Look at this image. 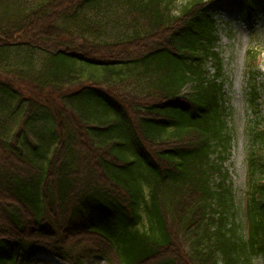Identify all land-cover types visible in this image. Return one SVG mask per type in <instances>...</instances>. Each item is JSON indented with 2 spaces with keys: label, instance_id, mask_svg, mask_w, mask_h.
Instances as JSON below:
<instances>
[{
  "label": "trees",
  "instance_id": "obj_1",
  "mask_svg": "<svg viewBox=\"0 0 264 264\" xmlns=\"http://www.w3.org/2000/svg\"><path fill=\"white\" fill-rule=\"evenodd\" d=\"M231 3L249 20L263 5ZM206 13V0H0V124L17 126L0 131V264H264V164L250 158L242 228L215 161L230 137Z\"/></svg>",
  "mask_w": 264,
  "mask_h": 264
},
{
  "label": "rangeland",
  "instance_id": "obj_2",
  "mask_svg": "<svg viewBox=\"0 0 264 264\" xmlns=\"http://www.w3.org/2000/svg\"><path fill=\"white\" fill-rule=\"evenodd\" d=\"M187 0H179L180 3ZM261 3L262 8L257 16L251 20L244 18L240 11L230 1L207 0V13L215 22V32L219 31V44L227 49L226 56L235 55V62L232 69L235 73L236 92L234 96L229 95V86H224V107L226 109L225 120L227 122V135L230 142L226 150L220 149L225 158L220 161L215 155V161L222 163L225 184L232 190L234 206L236 207L235 217L231 221L238 226L246 224L245 208L248 192L250 191V158L254 159L258 168L264 164V0H252ZM244 30L245 32L240 31ZM228 31L235 35L234 40H229ZM255 32L254 35L249 33ZM230 45H235L232 49ZM254 56V57H252ZM248 71V91L246 104L244 94L241 92V84L244 80L245 71ZM207 71L210 76H216L210 60L207 63ZM256 95L255 99L254 96ZM235 108V111H234ZM8 129V137L16 131L17 126L9 121L0 124V131ZM261 136V139L257 138ZM223 181L222 177L216 176L215 184ZM148 222L144 214L142 223L138 229L145 231ZM239 234L247 235L246 231L240 229ZM30 264H72L66 258L59 255L38 254L34 256ZM83 264H106L101 257H92ZM256 264H262L257 262Z\"/></svg>",
  "mask_w": 264,
  "mask_h": 264
},
{
  "label": "clouds",
  "instance_id": "obj_3",
  "mask_svg": "<svg viewBox=\"0 0 264 264\" xmlns=\"http://www.w3.org/2000/svg\"><path fill=\"white\" fill-rule=\"evenodd\" d=\"M237 29H239L237 26H235ZM242 32H245L244 30L239 29ZM228 35L229 40H234L235 35L231 31H228L226 33ZM250 35H254L255 32L249 33ZM232 49L235 48V45H230ZM213 53L210 56V62L215 68L218 78L225 84L229 86V95L230 99L231 96L235 95L236 92V85H235V73L232 69V64L235 62V55L232 56H226L227 49L223 48L219 44V31H216V40L214 41L212 45ZM248 91V71L246 68L245 74H244V80L241 84V92L244 94L245 97V104H246V96ZM235 111V108H234Z\"/></svg>",
  "mask_w": 264,
  "mask_h": 264
}]
</instances>
